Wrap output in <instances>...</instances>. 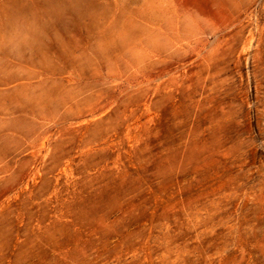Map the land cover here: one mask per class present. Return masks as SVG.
Returning a JSON list of instances; mask_svg holds the SVG:
<instances>
[{
	"label": "rangeland",
	"instance_id": "374dc122",
	"mask_svg": "<svg viewBox=\"0 0 264 264\" xmlns=\"http://www.w3.org/2000/svg\"><path fill=\"white\" fill-rule=\"evenodd\" d=\"M0 264H264V0H0Z\"/></svg>",
	"mask_w": 264,
	"mask_h": 264
},
{
	"label": "bare ground",
	"instance_id": "6f19581e",
	"mask_svg": "<svg viewBox=\"0 0 264 264\" xmlns=\"http://www.w3.org/2000/svg\"><path fill=\"white\" fill-rule=\"evenodd\" d=\"M159 5V4H158ZM167 6V5H166ZM166 6H165V8H166ZM162 7V6H161ZM167 9V8H166ZM173 9V8H172ZM134 15V14H133ZM129 27V26H128ZM130 28V27H129ZM250 45H251V39H249V40H247L245 43H244V45H243V50L244 51H246V50H248L249 49V47H250ZM120 54V53H119ZM124 55H126V54H124ZM123 56V55H122ZM124 57V56H123Z\"/></svg>",
	"mask_w": 264,
	"mask_h": 264
}]
</instances>
